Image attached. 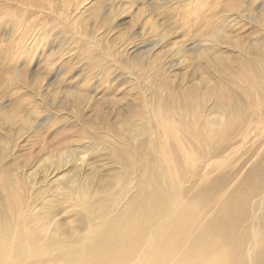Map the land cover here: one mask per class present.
Wrapping results in <instances>:
<instances>
[{"label":"rangeland","instance_id":"rangeland-1","mask_svg":"<svg viewBox=\"0 0 264 264\" xmlns=\"http://www.w3.org/2000/svg\"><path fill=\"white\" fill-rule=\"evenodd\" d=\"M263 199L264 0H0V264H260Z\"/></svg>","mask_w":264,"mask_h":264},{"label":"bare ground","instance_id":"bare-ground-1","mask_svg":"<svg viewBox=\"0 0 264 264\" xmlns=\"http://www.w3.org/2000/svg\"><path fill=\"white\" fill-rule=\"evenodd\" d=\"M176 200L177 199L174 200L173 204L175 203ZM263 206H264V199L256 202V204L254 206L256 230H259L261 227V224H263L260 217H259V213L262 210ZM43 233H45V234L41 235V236H37V237L33 238V240L36 241L38 244H42L44 246V250L51 249L53 246L61 243L62 242L61 239H64V234L55 235L52 232L48 233L47 229H43ZM59 236H62V237H59ZM216 239H217L218 243L212 245V250L216 253L215 255L212 256L214 259H216V257L217 258L219 257L220 261L222 262L223 259L227 256V264H246L247 259L245 256H242V253L244 252L243 248H239V251H233V249H230L232 247V244H233V238H230V237L223 238V235L221 234V237H217ZM150 241H149V244H150ZM261 242H262V240L258 236L255 237L251 241L250 245H251L252 253L255 252V249L259 248L258 246H259V243H261ZM149 244L145 248H148ZM95 245H92V250L95 248ZM218 245H221L224 247L223 252L219 253ZM30 252H31V250H30ZM66 260H67V258L64 257V258H61L60 260H58L56 263L53 261L51 264H65ZM135 263L136 262H132V264H135ZM149 264H155V263L151 262ZM249 264H257L254 256H252L249 259ZM260 264H264V261H261Z\"/></svg>","mask_w":264,"mask_h":264}]
</instances>
